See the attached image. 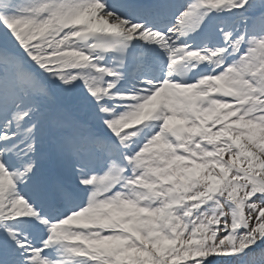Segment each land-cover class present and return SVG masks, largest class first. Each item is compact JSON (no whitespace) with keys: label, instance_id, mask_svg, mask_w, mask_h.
<instances>
[{"label":"snow or ice","instance_id":"obj_1","mask_svg":"<svg viewBox=\"0 0 264 264\" xmlns=\"http://www.w3.org/2000/svg\"><path fill=\"white\" fill-rule=\"evenodd\" d=\"M0 264H264V0H0Z\"/></svg>","mask_w":264,"mask_h":264}]
</instances>
